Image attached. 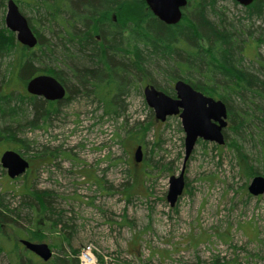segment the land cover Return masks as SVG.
Instances as JSON below:
<instances>
[{"label": "rangeland", "instance_id": "obj_1", "mask_svg": "<svg viewBox=\"0 0 264 264\" xmlns=\"http://www.w3.org/2000/svg\"><path fill=\"white\" fill-rule=\"evenodd\" d=\"M6 1L0 8L3 18ZM217 6L225 16L242 15V6L233 1L223 0ZM19 7L25 17L31 16ZM146 9L141 2L126 0L119 12L111 14L133 19ZM42 34L53 38L48 30ZM256 52L264 57V46L256 48L250 38L243 53L252 58ZM7 60L8 56L0 57V71ZM59 64L48 58L42 65L61 71L69 89L67 98L51 105L54 114L45 122L38 119L30 125L34 115L22 117V132L17 134L30 166L7 183L0 165V194L19 212L18 222L6 227L12 237L10 256L21 245L20 238H30L46 242L53 255L58 243L65 251L77 249V257L91 243L96 264L100 256L103 264H264V193L253 196L247 190L254 175L264 176L259 113L251 114L252 120L239 132L228 124L223 144L199 139L184 161L180 118L156 119L144 100L143 85L114 97V111L106 112L93 94L85 95L82 89L72 92L68 69ZM25 82L14 84L23 90ZM252 98L259 104L264 100ZM232 139L245 158L235 146L227 145ZM138 145L141 160L137 162ZM183 163V192L169 206L168 180ZM249 168L257 174L251 175ZM22 183L51 193L50 210L35 212L31 221L23 219L31 212L13 190ZM57 217L61 220L53 225ZM22 226L31 229V237L21 232ZM0 264L15 263L0 252Z\"/></svg>", "mask_w": 264, "mask_h": 264}, {"label": "trees", "instance_id": "obj_2", "mask_svg": "<svg viewBox=\"0 0 264 264\" xmlns=\"http://www.w3.org/2000/svg\"><path fill=\"white\" fill-rule=\"evenodd\" d=\"M14 1L19 10L22 6L30 13L26 19L37 42L31 48L20 44L0 15V57L8 56L0 71V151L8 143L7 147L23 155L22 139L17 137L22 132V117L34 115L30 125L38 119L45 122L54 114L55 107L51 105L61 101L29 94L19 83L15 85V80L50 74L68 92L61 71L42 65L48 58L64 63L68 69L66 78L73 81L74 90L70 91L82 89L85 95L93 94L104 104L106 112L114 111L113 98L124 96L129 87L139 89L149 83L173 94L171 83L183 79L196 90L225 103L229 129L235 132L252 120L251 114L259 113L258 136L264 142V100H259V104L252 98L264 99V57L258 52L252 58L243 53L250 38L256 42V48L264 46V0H253L242 7L241 17L225 16L215 0H187L181 19L175 24L160 21L144 0L136 1L146 6V13L125 20L111 13L119 12L126 0ZM1 7L4 0H0ZM46 30L53 35L52 39L44 37L42 32ZM139 126L138 130L143 131L144 127ZM227 145L240 149L237 140L232 139ZM249 170L251 175L257 174ZM11 181L6 178L5 182ZM13 190L31 212L24 220H33L37 211L44 214L50 210L51 193L23 183ZM18 216L17 209L0 194V252L15 264H79L77 249L65 251L60 243L48 260L40 259L23 245H16L10 256L12 237L6 227L18 222ZM60 220L54 218L52 224ZM21 232L31 237V229L22 226ZM64 240L69 241L67 237ZM99 264H103L102 256Z\"/></svg>", "mask_w": 264, "mask_h": 264}, {"label": "water", "instance_id": "obj_3", "mask_svg": "<svg viewBox=\"0 0 264 264\" xmlns=\"http://www.w3.org/2000/svg\"><path fill=\"white\" fill-rule=\"evenodd\" d=\"M241 5H248L252 0H235ZM149 10L160 21L166 24L177 23L182 16V7L186 0H144ZM5 27L15 33L18 42L29 48L36 42V36L28 25L26 17L20 12L14 0L6 1L4 14ZM174 95L156 88L152 84L142 87L146 104L153 110L155 118L164 121L168 116L178 115L184 131V158L191 153L197 139L223 144L222 129L227 125V109L221 99L208 96L196 90L186 81L178 78L173 83ZM25 90L35 96L48 101H58L65 97V86L53 75L37 74L30 77ZM135 161L141 160V146L134 151ZM0 165L10 178L22 175L29 167L28 160L14 149H6L0 154ZM184 163L177 175H170L166 201L173 206L184 188ZM248 192L257 196L264 193V176L254 175L248 186ZM21 244L40 257L48 260L52 250L46 242H33L28 239H19Z\"/></svg>", "mask_w": 264, "mask_h": 264}, {"label": "built area", "instance_id": "obj_4", "mask_svg": "<svg viewBox=\"0 0 264 264\" xmlns=\"http://www.w3.org/2000/svg\"><path fill=\"white\" fill-rule=\"evenodd\" d=\"M94 249L93 244L89 243L80 250L78 254L80 264H96L97 258L94 255Z\"/></svg>", "mask_w": 264, "mask_h": 264}, {"label": "flooded vegetation", "instance_id": "obj_5", "mask_svg": "<svg viewBox=\"0 0 264 264\" xmlns=\"http://www.w3.org/2000/svg\"><path fill=\"white\" fill-rule=\"evenodd\" d=\"M215 1H216V3H218V2L223 1V0H215ZM230 1H233V3H234L235 5L238 3V2H236L235 0H230ZM252 1H253V0H252ZM252 1H251V2H252ZM187 4H188V3H187V0H186V5H187ZM238 4H239V3H238ZM186 5H185V6H186ZM239 5L242 6V7H245V6H246V5L244 6V5H241V4H239ZM185 6H184V7H185ZM182 10H183V8H182ZM3 20H4V18H3ZM19 43H20V42H19ZM20 44H21V43H20ZM24 46H25V45H24ZM172 89H173V87H172ZM170 95H174V91H173V94H170ZM8 149H10V148H8ZM4 150H5V149H3V151H4ZM29 165H30V163H29Z\"/></svg>", "mask_w": 264, "mask_h": 264}]
</instances>
